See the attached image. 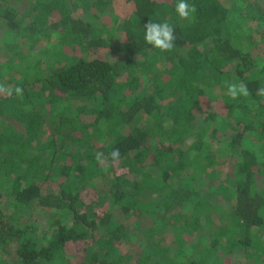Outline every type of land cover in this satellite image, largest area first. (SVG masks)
I'll use <instances>...</instances> for the list:
<instances>
[{
  "label": "trees",
  "instance_id": "trees-1",
  "mask_svg": "<svg viewBox=\"0 0 264 264\" xmlns=\"http://www.w3.org/2000/svg\"><path fill=\"white\" fill-rule=\"evenodd\" d=\"M0 25V264H264V0H0Z\"/></svg>",
  "mask_w": 264,
  "mask_h": 264
},
{
  "label": "rangeland",
  "instance_id": "rangeland-1",
  "mask_svg": "<svg viewBox=\"0 0 264 264\" xmlns=\"http://www.w3.org/2000/svg\"><path fill=\"white\" fill-rule=\"evenodd\" d=\"M234 0H228V2H232ZM238 8V7H237ZM87 6H83L82 7V14L84 16H86L87 12ZM239 9L235 8V16H241L239 13ZM239 18V17H238ZM3 31V28L0 25V36L1 33ZM2 39V38H1ZM1 42V40H0ZM2 50H5V47L1 48ZM22 55L20 53H17L15 49H13L12 51H7L5 50V53L1 52V57H0V87H4L8 84H6V79L8 76H11L12 81H14L17 77H19L23 72H24V62L22 60ZM46 61L48 63H52L53 62V57L51 56V54H47L46 55ZM3 76V77H1ZM12 89L9 86L7 87V89ZM8 89V90H9ZM34 105L37 106V108L43 113L45 110H47L44 105L41 103V99L39 98H35L34 100ZM95 196L97 197V195L95 193H91L90 194V199L88 200L89 203L91 202V206L89 207V209H91L93 207V205L97 204V203H103L105 202V204H107L109 201L107 199V197H100V198H95ZM99 199V200H98ZM24 216H28V214H25ZM34 219V218H31ZM35 220V219H34ZM34 222V221H33ZM36 224H38V226H42L41 222L39 221H35ZM139 223V222H138ZM146 224V221H143L139 223V226L141 228H144ZM211 229H206L205 232L202 233V239H204L203 241H207L209 238V234L211 232ZM208 238V239H207ZM207 243V242H205ZM129 249H131V246L129 247ZM221 251V250H220ZM220 254H223V256H221ZM220 257H226V260H223L222 258L219 259V264H244L245 260H244V256H242V250L241 249H237V250H230L228 252H226L224 254V252H219ZM186 258V255H179V257H177L176 259L178 261L183 262V259ZM263 260V258H262ZM226 261V262H225ZM250 263H252V261H250ZM261 263V261H260Z\"/></svg>",
  "mask_w": 264,
  "mask_h": 264
}]
</instances>
